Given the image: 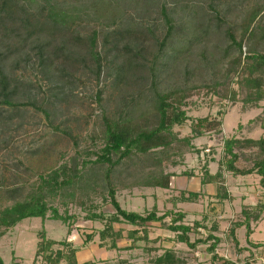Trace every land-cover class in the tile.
I'll return each instance as SVG.
<instances>
[{
	"label": "rangeland",
	"instance_id": "obj_1",
	"mask_svg": "<svg viewBox=\"0 0 264 264\" xmlns=\"http://www.w3.org/2000/svg\"><path fill=\"white\" fill-rule=\"evenodd\" d=\"M67 1L69 8L85 3L90 15L88 19L82 15L68 31V34L77 32L79 38H69L67 50L61 54L78 58L71 70H67L71 75L67 78H54L57 70H51V74L35 57L15 66L14 60L20 52L16 49L33 52L31 42L36 36H27L30 29L19 21L14 25L0 24V56L10 54L7 62L12 64L6 71L19 76L27 88L24 94L15 96L16 100L35 102L48 113L32 105L0 104V210L15 201L41 194L40 177L53 169L76 163L80 173L57 194L50 196L44 192L49 205L73 216L71 232L68 225L59 220L23 219L0 238V255L4 262L11 264L18 258L21 264H32L38 233L45 230L49 238L72 241L79 248L81 262L87 259L94 260L95 264H155V258L170 248L183 259V264H224V259L234 264H264L261 175H235L219 166L224 139L264 137V99L258 103L244 101L246 88L239 86L237 79L233 81L232 75L227 76V68L238 55V49L231 47L226 51L230 44L227 32L230 30L239 39L248 12L264 6V0H112L118 2L120 10L115 23L94 20V0ZM41 2L36 0L28 11L37 12ZM161 2H166L167 14L173 20L174 29L170 34H167ZM2 15L0 12V17ZM46 17V11L39 14L42 22H48ZM259 22L264 26V11ZM93 30L99 31L96 50L105 64L100 78L87 53L86 38ZM120 30L123 31L121 36ZM129 30L130 33H126ZM255 31L252 36H245L243 51L255 46L264 51L262 31L259 28ZM62 57L56 62L60 64ZM135 60L142 65L136 68ZM122 62L128 64L127 70H133L127 80L116 76L117 66ZM155 89L164 93L175 91L176 97L185 94L180 109L191 119L214 120L211 130L187 143L184 139L192 136L191 120L174 125L172 132L177 140L172 146L146 154L133 153L113 167L109 177L107 164L83 166V160H95V154L104 146V116L113 119L126 114L139 115L150 106ZM99 90H102L100 101L97 99ZM258 155L257 147L243 149L237 164L250 167ZM113 157L116 159L117 155ZM205 170L211 174L221 172L223 181L219 179L218 184L201 186ZM161 174H169L170 188L148 184ZM217 186L224 187L230 198H217ZM110 187L115 189L117 200L127 210L144 213L156 207L159 215L172 213L161 222L149 223V239L136 242L135 248L126 249L132 244L128 231L142 228L128 223H114L115 230L121 229L125 236L116 239L117 249H108L111 240L101 243L99 235L84 246L91 226L103 227L101 222H91L87 215L114 211L108 195ZM182 188L201 190L202 194L195 201H182ZM245 208L251 212L260 209L259 219L250 221V233L245 226L236 225L245 220L242 212ZM178 212L184 214L185 224L193 226L200 222L201 227L190 233L192 242L206 238L210 232L221 239L215 252L208 250L210 243L201 242L191 248L176 240V234L167 225ZM50 214L48 212V216ZM214 225H217L216 230L212 229Z\"/></svg>",
	"mask_w": 264,
	"mask_h": 264
},
{
	"label": "trees",
	"instance_id": "obj_2",
	"mask_svg": "<svg viewBox=\"0 0 264 264\" xmlns=\"http://www.w3.org/2000/svg\"><path fill=\"white\" fill-rule=\"evenodd\" d=\"M32 3H36V0H0V12L3 14L0 17V24L12 23L14 25L19 21L22 23L23 27L30 29V31L27 30V36H36L34 39L35 42H31V49L33 52L30 50L21 52L20 48L16 49L20 52L14 60V65L18 67L22 61L26 63L35 57L39 65L51 74V70H57L58 74L54 75V78H67L71 76L67 70L71 68V65L73 66V63L76 62L78 58L61 54L64 53V49L67 50L66 44L70 41L69 38H71V40L72 38H79L77 32L72 31L70 32L71 34H68V31L71 30V25L75 24L76 20L80 19L82 15H85L88 19L90 15L86 12L87 7L83 2L80 5L69 8L67 6V0H42L41 3H38L37 12L33 13L31 10L30 12L28 11ZM113 3L114 1L112 0H94L93 5H96L93 16L94 20L103 22L102 19H106L107 22L115 23L117 21V12L120 10L117 5L118 2ZM166 5V2H161L160 8L168 25L167 34H170L174 29V25L172 18L167 14ZM43 11L47 12L46 18H48V22L40 21L39 14ZM263 11L264 6L253 10L250 9L248 12L249 17L243 26V33L239 39H237L230 30L227 32L230 44L226 51L234 47L237 48L239 52L238 55L234 56L230 61L231 65L227 68V76L229 77L232 75L233 81L237 79V84L246 88L245 102L258 103L260 100L264 99V51H259L256 46L248 51H243L244 42L247 40L245 36H252L258 28L262 31L261 37L262 40H264V26L259 22V18ZM194 12L198 14L196 8ZM128 32L130 33V30L126 33ZM122 33L123 31L120 30L118 34L121 36ZM98 36L99 31L93 30L92 34L86 38V43H88L87 53L90 57L89 59L95 65L96 76L100 78L105 64L103 63L101 53L96 50ZM26 39H23V41H26ZM2 42H4V40ZM1 45L0 38V46ZM8 45L10 44L8 43ZM136 55L137 53L135 56ZM9 56L10 54H3V57L0 56V104L13 107L32 105L36 109L47 113V110L37 105L35 102H19L16 100L15 96L19 93L21 95L24 94L27 88H25L24 82L18 79L19 76L17 77L6 71L12 66V64L7 62ZM59 56H63L60 64L56 62ZM132 57H134V55L131 54L130 58L134 60ZM124 60L125 59H123V61ZM56 64L59 65L55 66ZM141 65L142 64H138L137 61L134 63L136 68ZM126 66H128V64L124 65L123 62L118 64L117 79L127 80L129 72L131 71L132 73L133 70H127L129 67L126 68ZM131 67L135 69L133 66ZM63 93L64 90L62 91V95ZM175 94V91L173 93H164L155 89L153 100L150 101V106L145 108L144 111H141L139 115L132 116V114H126L113 119L104 116V146L101 148L100 152L95 154V160H83L82 165L84 166L88 163L107 164L108 168L106 175L109 177L113 167L120 164L125 158L130 157L133 153L138 152L146 154L158 148L172 146L177 140L172 132V127L174 125H182L186 123L187 120H191L192 136L184 139L187 143H190L192 138L195 139L200 137L207 130H211L210 127L214 120L208 117L191 119L186 111L180 109L182 100L186 98L185 94H180V99L176 97ZM101 97L102 90H99L97 99L100 101ZM252 147H257L259 152V155L253 159V165L250 167L238 166L237 162L240 158L241 150ZM114 155H117L116 159H114ZM219 166L220 168L224 167L235 175L257 173L261 175L260 183L264 187V137L259 139H240L233 136L224 139L223 153L219 161ZM79 176L80 173L76 163H72L70 166L64 164V166L53 169L48 175L41 176V194L36 196L31 195L28 199L23 201H15L12 205L0 210V238L8 229L16 226L21 220L30 217L59 220L68 225L69 232H71L70 220L73 216L62 214L57 207L49 205L45 199L46 195L44 192L46 191L48 195L53 196L65 186L72 184ZM221 177V172L211 174L208 170H205L201 177V184H218L217 181L219 179L221 181L224 179L223 177L221 179ZM169 178V174H161L160 177H155L150 180L148 184L150 186L170 188ZM221 190L223 192H221ZM115 192L113 187L108 189L110 203L114 209L113 212L108 214L91 212L87 215V218L90 219L91 222H101L103 227L98 229L95 226H91V232H88L83 242L84 246L94 241L95 236L99 235L101 243L109 239L111 240L108 249H117L118 245L116 239L125 236L121 229L115 230L114 223H128L142 228L140 230L137 228L128 231L127 237L132 239V244L127 246L126 249L135 248L136 242L149 239V223L155 221L161 222L172 213V211H167L159 215L156 207L144 213L127 210L121 206L115 196ZM181 193L182 201H195L201 196L202 191L184 189ZM216 193L215 196L217 198L223 199L227 196L230 198L224 187L217 186ZM48 212L51 213L50 216H48ZM242 212L245 214V220L237 222L236 225L237 227L245 226L248 233H250V221L252 219H259L260 209L258 212H251L249 209L247 210L245 208ZM183 217L184 214L178 212L167 225V228L176 234V240L181 243H186L191 248H195L201 242L210 243L208 250L215 252L221 239L213 232H210L206 238H197L192 242L190 233L195 232L196 229L201 227L200 222H195L193 226H190L182 221ZM212 229L216 230L217 225L212 226ZM231 231L233 233L234 229ZM139 233H142V235H139ZM78 251L79 248L74 245L72 241L49 238L45 230H42L38 233L37 250L32 264H37L39 262H42V264H62L63 261H67V264H95L94 260L80 262L77 258ZM213 257L214 259L218 258L217 254H214ZM154 263L183 264L184 261L176 255L174 250L167 248L162 254L155 258ZM225 263L234 264L224 259V264ZM0 264H6L1 255ZM11 264H21V260L14 258Z\"/></svg>",
	"mask_w": 264,
	"mask_h": 264
},
{
	"label": "crops",
	"instance_id": "obj_3",
	"mask_svg": "<svg viewBox=\"0 0 264 264\" xmlns=\"http://www.w3.org/2000/svg\"><path fill=\"white\" fill-rule=\"evenodd\" d=\"M201 183V182H200ZM201 186H203L202 184H201ZM182 189H185V188H182ZM188 190H191V191H197V190H194V189H188ZM198 191H201V190H198ZM77 258H78V260H79V251L77 252ZM87 260V259H86ZM85 260V261H86ZM80 261V260H79ZM81 262V261H80Z\"/></svg>",
	"mask_w": 264,
	"mask_h": 264
}]
</instances>
